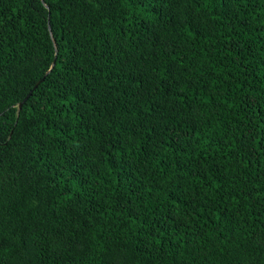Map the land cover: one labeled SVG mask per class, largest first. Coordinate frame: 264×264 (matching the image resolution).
<instances>
[{
	"label": "trees",
	"instance_id": "16d2710c",
	"mask_svg": "<svg viewBox=\"0 0 264 264\" xmlns=\"http://www.w3.org/2000/svg\"><path fill=\"white\" fill-rule=\"evenodd\" d=\"M0 264H264V0H0Z\"/></svg>",
	"mask_w": 264,
	"mask_h": 264
},
{
	"label": "water",
	"instance_id": "95a60500",
	"mask_svg": "<svg viewBox=\"0 0 264 264\" xmlns=\"http://www.w3.org/2000/svg\"><path fill=\"white\" fill-rule=\"evenodd\" d=\"M27 99V98H26ZM26 99L23 101V103L26 101ZM22 104L19 105V108H21Z\"/></svg>",
	"mask_w": 264,
	"mask_h": 264
}]
</instances>
